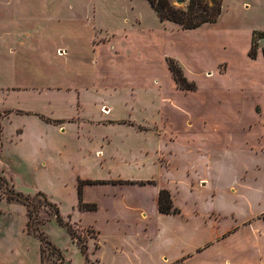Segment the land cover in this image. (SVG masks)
<instances>
[{"label":"rangeland","instance_id":"1","mask_svg":"<svg viewBox=\"0 0 264 264\" xmlns=\"http://www.w3.org/2000/svg\"><path fill=\"white\" fill-rule=\"evenodd\" d=\"M254 32L263 36L251 59ZM170 60L195 90L177 87ZM263 82L264 0H222L217 21L193 30L160 22L145 0H0V264L21 255L27 264H156L160 253L185 254L177 216L153 220L152 246L133 251L74 224L79 190L151 183L128 180L152 175L133 157L151 156L154 126L178 171L180 144L210 139L208 125L225 142L244 137L239 127L264 122ZM16 192L27 205L8 199ZM158 243L175 252H157Z\"/></svg>","mask_w":264,"mask_h":264},{"label":"crops","instance_id":"2","mask_svg":"<svg viewBox=\"0 0 264 264\" xmlns=\"http://www.w3.org/2000/svg\"><path fill=\"white\" fill-rule=\"evenodd\" d=\"M155 127L145 136L146 142L154 144L144 152L151 156L142 160L141 155L133 157L134 165L143 164L152 175L143 180H128L151 183L127 184L133 186L124 187L121 192L119 188L101 192L94 189L96 185L84 188L81 201L96 208L77 209L74 224L93 229L99 236L117 239L133 251L139 242L152 246L153 220L177 216L180 224L185 221L180 233L185 238L188 235V250L169 258L160 253L156 264H185L187 260L188 264H264V122L239 127L247 132L242 138L235 136L229 140L236 144L235 152L230 148L233 144L225 142L218 130L208 125L210 139L196 143L188 139V149L180 144L183 171L172 167L176 157H172L170 147L164 146L166 153L165 148L156 145L164 133L155 131ZM157 172L164 176V181L167 177L173 183L169 186L168 181L156 179ZM213 181L220 186H214ZM178 183L188 191V204L181 205L177 199ZM161 190L168 191L172 205L180 209L179 214L159 212L157 200ZM164 244L158 243L157 252H175L166 250ZM143 252L149 251L144 248ZM19 264H27L22 255Z\"/></svg>","mask_w":264,"mask_h":264},{"label":"trees","instance_id":"3","mask_svg":"<svg viewBox=\"0 0 264 264\" xmlns=\"http://www.w3.org/2000/svg\"><path fill=\"white\" fill-rule=\"evenodd\" d=\"M151 8L155 11L156 15L159 18L160 22H170L183 30H193L199 28L205 24L215 23L220 16L221 13V4L222 0H189L188 4L185 8H177L172 5L170 0H146ZM262 33L254 32L251 38V48L248 52V56L251 59L256 57L255 46H256V38L262 37ZM169 70L172 74V77L177 85V87L184 91L195 90V84L186 80L183 76L180 68L176 65V63L172 60L169 62ZM3 180L0 179V185ZM80 190H79V209L81 210H94L95 205L92 204H84L81 201ZM8 199L17 200L23 205H27V198L23 196V194L16 192L12 195V193H8ZM158 210L161 214L164 215H172L177 213V209L173 207L170 194L166 190H161L158 195ZM53 214H55V218L57 222L66 226L67 231L75 238V233L72 230V227L66 223H63L58 215L57 209L48 205ZM43 243V238H40ZM48 244V243H47ZM42 253L40 252V255Z\"/></svg>","mask_w":264,"mask_h":264},{"label":"water","instance_id":"4","mask_svg":"<svg viewBox=\"0 0 264 264\" xmlns=\"http://www.w3.org/2000/svg\"><path fill=\"white\" fill-rule=\"evenodd\" d=\"M182 0H177V3H181Z\"/></svg>","mask_w":264,"mask_h":264}]
</instances>
